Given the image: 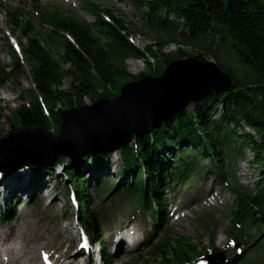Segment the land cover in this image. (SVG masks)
I'll use <instances>...</instances> for the list:
<instances>
[{
  "label": "trees",
  "instance_id": "16d2710c",
  "mask_svg": "<svg viewBox=\"0 0 264 264\" xmlns=\"http://www.w3.org/2000/svg\"><path fill=\"white\" fill-rule=\"evenodd\" d=\"M139 8L147 7V17L155 23L164 35L157 34L154 44L144 50L134 46L129 37L137 32L131 25L112 15L115 25L108 24L101 16L102 8L93 6L91 13L97 25L93 30L77 14L54 10L44 22L49 25L56 37L46 44L42 33L34 22L26 18L18 9L3 8L6 22L12 34L19 35L26 63L31 70L33 85L29 89L22 86V75L26 73L19 56L11 49L9 64L0 63V78L10 81L20 89L21 105L9 118L15 131L25 128L43 130L61 127V111L79 108L87 100L101 97L115 98L127 83L144 76L132 75L125 64L129 58L143 60L152 73L149 57H153L161 67L155 76L163 73L170 62L186 57L206 60L214 59L229 73L234 81L230 94H210L175 119L168 120L154 133V141L146 136L137 139L139 151L134 153L131 146L121 151L123 168L121 177L127 178L128 189L139 191L148 177V190L156 197L161 195L163 176L176 164V152L187 154L194 147L206 159L214 158L222 163L223 148L234 145L240 158L246 159V150L251 151V165L260 169L257 193L234 190L237 199L233 215L238 220L247 221L257 227L264 244V211L257 218L254 206L264 209V0H156L145 4L135 3ZM174 14L183 20V25L172 23L168 16ZM70 34L79 49L63 34ZM54 43V44H53ZM176 44L175 53L163 49ZM181 45L194 48L192 53ZM157 48V49H156ZM55 50L58 57L53 53ZM69 80V87L64 81ZM47 108L51 117L44 113ZM246 124L259 138L245 131ZM1 136V135H0ZM209 152H212L210 155ZM97 166L104 165V158H96ZM183 161V160H182ZM59 163H68L69 181L78 186L80 199L85 201L81 220L88 230L95 219L87 209L88 180L80 178L82 163L64 158ZM34 169L39 177L47 170ZM89 169H91L89 167ZM98 180V178H96ZM160 180V185L156 184ZM62 186L63 181H58ZM146 192L145 188H142ZM147 199V198H146ZM8 202L1 208L3 216L11 209ZM98 227V226H97ZM95 228V225H94ZM100 235L98 228H95ZM177 242L176 244H185ZM184 248L177 246L176 254L196 251L200 242H189ZM175 244V245H176ZM170 244L160 250L164 262H170Z\"/></svg>",
  "mask_w": 264,
  "mask_h": 264
},
{
  "label": "water",
  "instance_id": "95a60500",
  "mask_svg": "<svg viewBox=\"0 0 264 264\" xmlns=\"http://www.w3.org/2000/svg\"><path fill=\"white\" fill-rule=\"evenodd\" d=\"M233 82L215 63L197 59L172 62L164 75L124 86L115 100L98 99L92 105L61 112L58 134L27 128L0 139V170L27 166H54L59 157L79 161L89 155H107L144 137L182 113L209 93H228Z\"/></svg>",
  "mask_w": 264,
  "mask_h": 264
},
{
  "label": "rangeland",
  "instance_id": "374dc122",
  "mask_svg": "<svg viewBox=\"0 0 264 264\" xmlns=\"http://www.w3.org/2000/svg\"><path fill=\"white\" fill-rule=\"evenodd\" d=\"M104 3L111 5L114 2L115 6L114 8L117 10H120L121 16L125 18L128 22H132L136 28L143 30L145 33H147L148 36L139 33L135 36V44L139 46L140 48H145L146 46L153 45V37L155 36V33H157L156 26L149 24L150 27L146 30L143 29V26L145 24L144 20L137 14H135V11L133 10L131 3L129 0H103ZM49 2L48 4H50ZM9 4V3H7ZM47 8H50V5L46 6ZM66 8H70L69 6H66ZM80 15L85 18L86 20L93 22L94 19L87 15L85 12L78 10ZM146 25V24H145ZM146 27V26H145ZM9 32V27L7 25L5 15L4 13L0 14V60L3 63L9 64V52H10V42L8 39H6V35ZM45 34H48L47 31L44 32ZM183 47H186L183 45ZM157 49V48H156ZM177 47L175 45H169L165 48V51L167 53H174L176 52ZM190 51V49H189ZM209 59V57L207 58ZM210 60V59H209ZM128 70L131 74L137 75L139 73H143L146 70L145 62L135 59H130L126 63ZM22 86L24 89H29L32 87V79L31 75L29 73L23 74V80H22ZM64 87H69V80L66 79L64 81ZM20 89H17L14 87L11 83H4L0 80V135L1 138L6 136L11 130H12V122L9 119L10 114L14 112L16 109L19 108L21 105L19 94ZM87 104H91L90 100L86 101ZM247 161H240L237 166H235L234 172L236 173V178L240 181L241 184L247 186L248 188L255 190L256 182L258 181V172L259 169L253 167L250 165L249 161L253 159V156L250 151H247ZM111 168L106 169V173L102 174V177L105 179H110L113 186L118 185L121 183V180L118 176L117 171L121 168L122 164L120 162L119 152L114 153L111 155V159L109 163ZM21 177L24 178L28 174L24 173L22 174L19 172ZM86 175V174H85ZM47 178L41 179L40 184V195L39 199L36 201V205L27 206L26 203L29 201L28 198L24 197L18 203L17 208V216L18 218L22 219L23 222L17 224L20 228L18 240H19V249H21L22 255H27L30 252H34L31 254V256L35 255L36 253V246L34 243L33 238H38L43 233L44 236L47 235L46 233L49 231L45 230L46 225L49 226V228L58 227L57 231L54 232L57 234L60 230H62L64 233L66 232L65 227L66 225L70 226L73 231L75 232V239L78 241L77 233H76V221L74 219V216L71 214H74V211L71 210V207L68 203V197L66 195L67 188L64 186L61 187L60 190H57L56 188V180H54L52 183L50 182L49 185H47ZM47 185V186H46ZM95 183H92V188L94 187ZM69 187V186H68ZM70 189V188H68ZM2 195L0 196V206H2L6 199V190L1 189ZM45 193H48L46 196H44ZM93 195H95L94 191H92ZM234 200V197H230V203H232ZM54 204L52 205V203ZM110 204V203H109ZM52 205V209L47 210V206ZM100 203L96 200L94 202V206H99ZM231 206V204H230ZM117 207H121V204L115 202L114 204L107 207V209L104 210L105 217L103 221L105 220V223H112L114 221L115 215H117L118 210ZM65 212H68L69 218L63 217ZM26 217V218H25ZM222 219V226H220V229H218L217 233L215 234V245L220 246L223 242L224 238V229L228 228L231 224V219L229 216V208L223 211V214H221ZM13 224V223H12ZM20 224H22L20 226ZM1 227V226H0ZM50 228V229H51ZM198 224H190L188 222L184 223L182 233L185 232V234H191L192 236H205L202 232L198 231ZM175 232H179V228L175 230ZM5 234L6 229H3L0 234ZM180 233V232H179ZM206 245H209L210 241L209 238H205ZM33 260V257L30 258V262ZM127 259L126 261H128ZM26 262V261H24Z\"/></svg>",
  "mask_w": 264,
  "mask_h": 264
},
{
  "label": "bare ground",
  "instance_id": "6f19581e",
  "mask_svg": "<svg viewBox=\"0 0 264 264\" xmlns=\"http://www.w3.org/2000/svg\"><path fill=\"white\" fill-rule=\"evenodd\" d=\"M175 15L174 14H172V15H169L168 16V19L169 20H173V19H175ZM133 151H136V152H138L139 150H138V148H135ZM176 164H177V166H179L180 167V162L177 160L176 161ZM175 167H176V165H175ZM180 168H182V167H180ZM22 174H24V172H22ZM25 178H21V180H22V183H24V184H26V182H24L23 180H24ZM13 180H11L10 182H9V186H8V188H9V190H12V189H14V188H16L17 187V185L16 184H13V183H11ZM23 184V185H24ZM11 192V191H10ZM48 193H45L44 194V196H46ZM152 199V198H151ZM54 204V202L52 203V205ZM52 205H50V206H48L47 207V209H49V210H51L52 209ZM156 226H158V224H156ZM67 236L68 237H70L71 239H73L74 238V234L71 232V231H69V232H67ZM187 241V243H185V244H176L175 246H174V249L173 250H175V248L177 247V246H179L180 247V249L181 248H184L185 246H186V244H190L189 242H191V240H181V241H179L180 243H182V242H186Z\"/></svg>",
  "mask_w": 264,
  "mask_h": 264
}]
</instances>
